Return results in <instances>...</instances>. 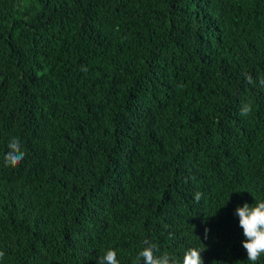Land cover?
<instances>
[{
  "label": "trees",
  "instance_id": "trees-1",
  "mask_svg": "<svg viewBox=\"0 0 264 264\" xmlns=\"http://www.w3.org/2000/svg\"><path fill=\"white\" fill-rule=\"evenodd\" d=\"M256 200L264 0H0V264H250Z\"/></svg>",
  "mask_w": 264,
  "mask_h": 264
},
{
  "label": "clouds",
  "instance_id": "clouds-1",
  "mask_svg": "<svg viewBox=\"0 0 264 264\" xmlns=\"http://www.w3.org/2000/svg\"><path fill=\"white\" fill-rule=\"evenodd\" d=\"M248 80L249 83L252 82L251 77H248ZM251 111L250 103H245L241 108V113L245 115ZM7 143L5 163L16 165L25 156L21 138L13 135ZM195 199L199 201L201 194L196 193ZM234 215L238 217L239 227L245 237L241 243L246 251L247 260L250 264H259L261 258H264V200H256L253 204L245 202L243 205H237ZM202 252L201 248L189 247L184 250L178 260H173L168 254L159 253L155 244L145 241L144 246L138 250L134 264H142V262L143 264H205ZM97 264H120L117 251L105 250L98 258Z\"/></svg>",
  "mask_w": 264,
  "mask_h": 264
}]
</instances>
